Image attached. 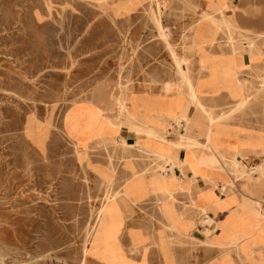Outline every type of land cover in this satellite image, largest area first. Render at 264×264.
I'll list each match as a JSON object with an SVG mask.
<instances>
[{"label":"rangeland","instance_id":"374dc122","mask_svg":"<svg viewBox=\"0 0 264 264\" xmlns=\"http://www.w3.org/2000/svg\"><path fill=\"white\" fill-rule=\"evenodd\" d=\"M203 12L195 0H0V264H137L119 240L125 220L114 223L123 217L117 203L131 197L128 168L164 179L158 174L171 159L142 149L145 135L134 132L138 143L128 146L135 140L110 143L84 125L90 111L103 109L112 128L107 117L118 116L120 96L134 93L133 107L146 90L188 94L167 41L196 83L195 54L206 50L199 28L215 18ZM255 78L240 82L248 101L222 109L223 121L264 119V77ZM163 124L171 136L185 130L182 120ZM244 168L233 161L236 179L264 175ZM196 242L172 244L189 254ZM111 244L122 258L110 254Z\"/></svg>","mask_w":264,"mask_h":264},{"label":"crops","instance_id":"0c3cea01","mask_svg":"<svg viewBox=\"0 0 264 264\" xmlns=\"http://www.w3.org/2000/svg\"><path fill=\"white\" fill-rule=\"evenodd\" d=\"M195 2L215 17L213 23L205 22L199 28L208 59L202 66L201 53L196 51L194 58V79L205 111L189 93L184 96L171 91L165 96L163 90H146V97H140L146 101V113L153 110V115H158L173 107L183 117L185 130L181 134L188 128L192 143L191 147L173 146L146 137V148L142 149L171 154L173 172L166 165L167 170L158 174L164 179L157 183L134 164L128 168L132 170L128 178L132 179L131 197L117 203L123 217H116L114 223L125 220L119 240L125 255L137 264H264V216L257 205L264 207V175L256 173L252 180H241L232 172L234 160L242 166L241 173L246 172L244 167L264 170V119L223 121L228 114L221 112L232 103L237 107L247 103L240 82L264 77V0ZM223 19L229 22L226 26L234 33V43L227 40ZM244 98L246 103L240 106ZM92 113L99 119L85 123L89 136L106 137L110 143L137 138L133 129L138 121L132 125L123 120L119 128L111 124L110 128L103 112ZM114 118L107 117V121ZM149 123L146 120V129ZM190 239L197 241V247L189 254L187 248L172 244ZM136 240L143 243L136 247ZM111 251V255L123 257L113 244Z\"/></svg>","mask_w":264,"mask_h":264},{"label":"bare ground","instance_id":"6f19581e","mask_svg":"<svg viewBox=\"0 0 264 264\" xmlns=\"http://www.w3.org/2000/svg\"><path fill=\"white\" fill-rule=\"evenodd\" d=\"M153 5V4H152ZM148 9V8H147ZM208 14V13H207ZM154 18V17H153ZM203 19V18H202ZM155 20H156V22H157V24H158V26H159V31H160V34H161V36L167 41V39H168V31L167 30H165V28H162L161 27V24H160V20L155 16ZM154 20V21H155ZM212 21V20H211ZM225 21V23H226V25H229V22L225 19L224 20ZM200 22V21H199ZM208 22V21H207ZM205 23V22H204ZM213 23V22H212ZM197 31V30H196ZM193 35H195V34H193ZM159 36V35H158ZM203 42V41H202ZM194 43V42H193ZM167 44H168V46H169V48H170V52H171V55H172V57H173V59H174V61H175V64H176V67H177V69H178V71H179V73L182 75V77L185 79V81L187 82V84H188V87H189V91H188V93H189V96L191 97V99L193 100V102L194 103H198L199 104V106L201 107V109L202 110H204L205 111V106L203 105V103L200 101V99H199V95H198V91H197V86H196V83H194L193 82V80L191 79L192 77H190L189 75H188V68H187V66H186V62H185V60L182 58V57H180L179 55H178V53H177V51L175 50V48H173L172 47V44L169 42V41H167ZM203 44V43H202ZM198 49V48H197ZM198 52V51H197ZM201 54V57H200V60H201V64H202V66H204V61L206 60V57L208 56L207 55V53H206V51L205 50H202L201 52H200ZM119 59H120V57H119ZM134 62V61H133ZM130 80V79H129ZM121 84V83H120ZM174 84V83H173ZM164 85V84H163ZM242 85V84H241ZM165 86V85H164ZM175 86H176V84H175ZM174 86V87H175ZM186 87V86H185ZM179 88V87H178ZM185 89V88H184ZM162 90V89H161ZM128 91H129V89H128ZM164 93H165V96H167V95H169V92H171V90L169 89V88H164ZM175 91V90H174ZM183 91V90H182ZM186 91H187V89H186ZM132 93V92H131ZM177 93H179V92H177ZM130 95V94H129ZM133 95H134V93H132L130 96H120V97H118L117 98V100H116V105H117V112H118V116H116L114 119H109V123L112 125V126H114V127H117V128H119L120 127V122L121 121H123V120H127V121H131V122H134V121H138V124L137 125H140L141 123V121L142 122H144L143 124H145L146 123V120L148 121L149 120V126L147 127V129H146V124L145 125H141V127L140 126H138V127H134V129H133V131L135 132V133H137V134H142V135H145V136H147V137H149V138H152V139H156V140H160V139H162L161 138V136L163 135V134H165L166 136H165V138H164V140H165V143H167L168 145H173V146H177V145H182V146H185V147H191V143H192V141H191V137H190V132L188 131V128H187V130H186V133H183V134H181V131H180V134L179 135H173V136H171V135H168L167 134V131L165 130L164 131V128H166V126H164V124H162L163 123V120L162 119H170L171 118V120L173 119V121L174 120H176L178 123L179 122H181V120L183 119V117L182 116H180L177 112H169L168 111V109H169V107L165 110V111H161L162 113H159L158 115H153L154 113H152L153 112V110H152V112H147L146 113V101H143L140 97H139V95H137V97H136V101H135V103H134V105H133V107H132V99H133ZM246 98V97H245ZM243 99V100H245V101H243L241 104H240V106H242V105H244L245 103H246V99ZM164 104V103H163ZM158 106V105H157ZM163 106V105H162ZM100 112H103V109H100L99 111H98V114L97 115H100ZM104 113V112H103ZM205 113V112H204ZM227 116V115H226ZM99 117V116H98ZM104 118V117H103ZM88 121L86 122L87 124H88V122H95L96 121V115H95V113H92V111H90L89 112V116H88ZM99 119V118H98ZM97 119V120H98ZM114 120V121H113ZM188 122H189V120H187ZM124 122V121H123ZM168 122V121H167ZM136 124V123H135ZM86 126V125H85ZM88 129H90L89 127L87 128V130ZM75 133V132H74ZM92 134V133H91ZM103 134V133H102ZM90 135V134H89ZM141 135V136H142ZM87 136V135H86ZM108 136V135H107ZM126 136V135H125ZM207 136H208V133H207ZM209 136H211V134H209ZM103 137V136H102ZM105 138V137H104ZM160 138V139H159ZM138 140V139H137ZM163 140V139H162ZM178 140V141H177ZM132 141V140H131ZM152 141V140H151ZM161 141V140H160ZM90 143V142H89ZM97 143V142H96ZM118 143V142H117ZM138 143V141H135V143H129V142H126V145H128V146H135L136 144ZM187 143V144H186ZM142 144V143H141ZM109 145V144H108ZM196 145V144H195ZM194 145V146H195ZM197 148V147H196ZM203 149V148H202ZM151 150V149H150ZM127 153H129V152H127ZM202 153V152H201ZM168 154V153H167ZM160 155H162V156H164V157H167L168 155H164V154H162V153H160ZM142 157H143V155H142ZM206 156H204L203 158H205ZM168 159H172V160H174V158H173V156L170 154L168 157H167ZM236 161V160H235ZM164 162V161H163ZM237 162V161H236ZM182 163V162H181ZM152 167V166H151ZM237 167H238V165H237ZM148 168V167H147ZM134 171V170H133ZM131 172H132V170H131ZM135 173V172H134ZM244 173V172H243ZM138 175V174H137ZM155 175L156 174H153L152 175V181H154V182H157V183H159L161 180H163V179H156L155 178ZM246 175V174H245ZM112 177V176H111ZM138 179V178H137ZM141 180V179H140ZM143 181L145 180V178L144 179H142ZM143 183V182H142ZM128 186H130V185H128ZM132 188V187H131ZM125 190V189H124ZM125 191H127V190H125ZM159 194V193H158ZM127 196V195H126ZM113 200H115V199H113ZM113 200H111V201H113ZM95 203V202H94ZM109 202H107V203H104L103 204V207H102V209H100V212H99V214H100V216H101V214H102V212H103V210H104V212H105V210L107 209L106 207H107V204H108ZM101 204V203H100ZM99 204V205H100ZM261 208V207H260ZM259 208V209H260ZM253 210V209H252ZM256 210V209H255ZM257 213V212H256ZM97 215H98V213H97ZM103 216V215H102ZM262 216V215H261ZM107 217V216H106ZM115 217H116V215H115ZM114 217V218H115ZM260 217V216H259ZM97 218V217H96ZM96 221V220H95ZM97 226V225H96ZM172 226H173V224H172ZM86 227V226H85ZM91 227V226H90ZM95 229V228H94ZM94 231V230H93ZM259 231V230H258ZM92 232V231H91ZM191 244V243H190ZM121 246V245H120ZM121 248V247H120ZM239 249V248H238ZM2 251V250H1ZM87 251V250H86ZM190 253V252H189ZM88 256V255H87ZM191 256V255H190Z\"/></svg>","mask_w":264,"mask_h":264}]
</instances>
